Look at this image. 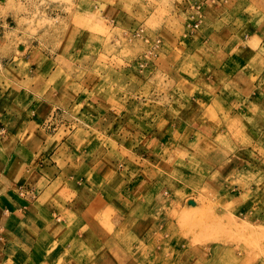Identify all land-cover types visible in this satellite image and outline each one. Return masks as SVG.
Listing matches in <instances>:
<instances>
[{
  "label": "crops",
  "instance_id": "crops-1",
  "mask_svg": "<svg viewBox=\"0 0 264 264\" xmlns=\"http://www.w3.org/2000/svg\"><path fill=\"white\" fill-rule=\"evenodd\" d=\"M174 7L192 15L185 36L194 64L165 67L176 85H189L178 89L191 100L181 115L167 110L170 124L165 109L156 127L127 124L110 146L97 148L87 130L70 131L81 95L69 91L71 81L49 79L68 66L53 65L44 78L45 66L37 65L33 81H0V264H167L163 242L136 243L135 218L142 232L150 226L159 234L167 226L150 224L168 202L238 200L258 184L254 194L264 191V176L246 174L247 150L237 155L219 140L232 124L264 117V0H180ZM1 68L19 72L14 61ZM220 248L181 246L170 264H211Z\"/></svg>",
  "mask_w": 264,
  "mask_h": 264
},
{
  "label": "rangeland",
  "instance_id": "rangeland-1",
  "mask_svg": "<svg viewBox=\"0 0 264 264\" xmlns=\"http://www.w3.org/2000/svg\"><path fill=\"white\" fill-rule=\"evenodd\" d=\"M179 1L0 0V81L8 82L13 76L33 81L37 65L45 66L44 78L53 65L68 66L65 74L57 72L49 79L55 84L72 82L69 91L81 95V104L73 107L76 120L70 131L87 130V139L97 148L110 146L112 135L124 134L127 124L156 127L165 109L170 124L173 115L167 110L171 107L181 115L180 106L189 109L191 100L186 91L179 92L189 91V85H176L165 67L174 64L188 70L194 64V46L185 36L192 15L174 7ZM9 61L18 64L19 72L9 75L1 68ZM259 78L253 75L252 83ZM236 79L251 83L250 78ZM128 100L135 103L128 105ZM240 125L232 124L231 136L219 140L231 145L237 155L239 147L247 150L246 158L240 154L247 160V176H264V117L250 116ZM259 186L238 200L168 202L160 222L150 224H165L167 232L155 234L150 226L142 232L143 223L135 218L136 243L163 242L167 264L175 260L176 252L181 253V246L213 244L221 248L213 250L211 264H264V191L254 194Z\"/></svg>",
  "mask_w": 264,
  "mask_h": 264
}]
</instances>
